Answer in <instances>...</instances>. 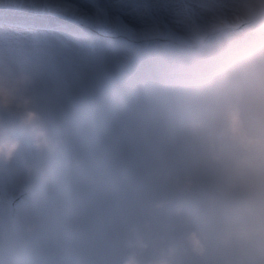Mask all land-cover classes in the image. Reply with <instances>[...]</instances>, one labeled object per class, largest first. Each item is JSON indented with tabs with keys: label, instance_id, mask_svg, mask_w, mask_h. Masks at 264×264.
I'll return each instance as SVG.
<instances>
[{
	"label": "rangeland",
	"instance_id": "obj_1",
	"mask_svg": "<svg viewBox=\"0 0 264 264\" xmlns=\"http://www.w3.org/2000/svg\"><path fill=\"white\" fill-rule=\"evenodd\" d=\"M236 2L18 0L11 5L0 0V62L33 75L53 130L76 138L90 175L97 178L68 185L60 199L47 201L0 172V258L71 264L73 256L74 264L78 259L79 264H120L130 229L146 220L155 228L172 211L151 212V197L163 196L203 209L185 213L208 249L204 261L193 259L192 264H239L242 258L264 264V245L225 240L227 225L238 218L234 205L210 207L206 185L200 181L191 194L175 183L203 170L184 144L176 119L181 97L173 80L165 84V74L198 48L246 34V17ZM13 21L37 27L26 30ZM154 26L164 29L160 39L150 36H157ZM201 30L206 39L197 45ZM43 74L46 80L41 83ZM27 153L25 148L21 155ZM22 190L20 205L26 204L27 219L37 221L41 229L30 240L19 228L28 220H17L6 211L10 196ZM76 214L80 255H74L77 248L69 244ZM259 222L264 223V216ZM198 223L209 228L200 229ZM15 244L26 247V253L5 251L6 245ZM65 249L72 250L71 258L65 257Z\"/></svg>",
	"mask_w": 264,
	"mask_h": 264
},
{
	"label": "clouds",
	"instance_id": "obj_2",
	"mask_svg": "<svg viewBox=\"0 0 264 264\" xmlns=\"http://www.w3.org/2000/svg\"><path fill=\"white\" fill-rule=\"evenodd\" d=\"M247 32L198 48L172 72L181 97L177 123L187 150L202 174L188 173L176 181L191 194L205 183L210 207L230 203L238 218L227 225L225 240L264 245V0H237ZM36 80L25 68L0 62V172H7L38 199L54 201L68 185L96 182L71 134H59L46 114ZM27 148L28 153L21 155ZM169 208L166 200L152 213ZM17 225L12 222L11 231ZM23 237L39 233V225H19ZM120 264H192L204 261L208 249L201 233L189 226L177 205L157 227L150 221L134 225L125 241ZM26 253L19 244L6 245ZM71 258L72 250H64ZM239 264H249L242 258Z\"/></svg>",
	"mask_w": 264,
	"mask_h": 264
},
{
	"label": "bare ground",
	"instance_id": "obj_3",
	"mask_svg": "<svg viewBox=\"0 0 264 264\" xmlns=\"http://www.w3.org/2000/svg\"><path fill=\"white\" fill-rule=\"evenodd\" d=\"M46 78V75L45 74H43V77H42V81H41V83H44L45 82V79ZM37 85V84H36ZM16 180H14L13 181V184H15L16 182H15ZM22 196H23V190L22 191H20V192H18V193H15L14 195H11L10 196V198H11V201H8V202H6V211L7 212H13V214H14V216H15V218L17 219V220H20V221H24V220H28V222H32V223H36V224H38V222L37 221H34V220H29V219H27L28 217H27V215H28V211H27V207L26 206H24V205H26V204H24V202L22 201L21 202V205H20V202H19V200L22 198ZM16 202V203H15ZM17 202H18V205H17ZM19 205L21 206V209L19 208ZM19 208V209H18ZM19 213H21L22 214V216L21 215H19ZM26 213V214H25ZM26 218V219H25ZM199 222V221H198ZM79 224H80V221H79ZM39 225V224H38ZM198 227L200 228V229H204V230H206V229H208L209 227L206 225V224H202V223H198ZM39 230L41 231V229H40V227H39ZM39 231V233L38 234H41V232ZM79 231H80V226H79ZM79 231H78V233H79ZM79 235V234H78ZM17 258V259H16ZM16 258H12V257H9V255L8 256H4V257H2V258H0V264H23L24 262H22V260H20V259H18V256H16ZM3 259L5 260V262H3Z\"/></svg>",
	"mask_w": 264,
	"mask_h": 264
},
{
	"label": "trees",
	"instance_id": "obj_4",
	"mask_svg": "<svg viewBox=\"0 0 264 264\" xmlns=\"http://www.w3.org/2000/svg\"><path fill=\"white\" fill-rule=\"evenodd\" d=\"M6 1L8 2V4L15 5V4H17L18 0H6ZM30 8L35 9L33 6H30ZM156 31H157V36H153V35H150V36L154 37L155 39H160L162 37V33H161V35L159 34V32H161L159 29H156ZM198 43H200V42H198Z\"/></svg>",
	"mask_w": 264,
	"mask_h": 264
}]
</instances>
